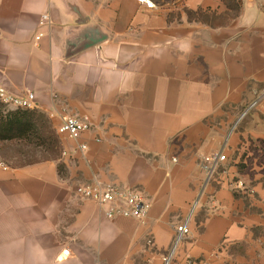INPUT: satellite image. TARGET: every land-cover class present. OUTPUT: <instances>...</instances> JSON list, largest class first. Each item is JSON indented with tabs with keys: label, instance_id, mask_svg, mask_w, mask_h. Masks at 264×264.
Here are the masks:
<instances>
[{
	"label": "crops",
	"instance_id": "1",
	"mask_svg": "<svg viewBox=\"0 0 264 264\" xmlns=\"http://www.w3.org/2000/svg\"><path fill=\"white\" fill-rule=\"evenodd\" d=\"M154 1L0 0V84L56 133L65 114L92 125L57 133L58 158L0 165V264H161L196 200L172 264H264V0ZM95 177L138 191L146 219L76 193Z\"/></svg>",
	"mask_w": 264,
	"mask_h": 264
},
{
	"label": "built area",
	"instance_id": "2",
	"mask_svg": "<svg viewBox=\"0 0 264 264\" xmlns=\"http://www.w3.org/2000/svg\"><path fill=\"white\" fill-rule=\"evenodd\" d=\"M146 5L147 8H155L154 0H137ZM49 22L48 14L42 15L41 23ZM43 33L38 35L41 37ZM261 95L241 114L244 117L259 101ZM0 105L9 109H37L36 95L33 91H25L15 93L6 86L0 84ZM91 122L87 116H76L65 114L61 116V121L57 126V133L61 136L79 141L82 134L91 129ZM99 141V139H97ZM78 147L81 151H86L88 145L79 142ZM228 161V156L225 152H213L205 155L203 159V167L207 175V181L215 178L216 173ZM2 163L0 162V165ZM76 193L80 196L91 199L99 207L105 210V215L108 219H114L117 216L136 218L139 220L146 219L150 203L144 201L142 195L138 191H133L123 188L115 183H106L95 177L90 182L78 183ZM199 200L193 202L189 213L176 225L175 236L169 250L161 256V264H172L180 245L190 235V223L194 215L195 209ZM152 241L149 240V243ZM71 251L68 247L63 249V256L69 257ZM191 262V261H189Z\"/></svg>",
	"mask_w": 264,
	"mask_h": 264
},
{
	"label": "rangeland",
	"instance_id": "3",
	"mask_svg": "<svg viewBox=\"0 0 264 264\" xmlns=\"http://www.w3.org/2000/svg\"><path fill=\"white\" fill-rule=\"evenodd\" d=\"M16 111L0 105V162L19 166L47 158H58L62 149L59 136L44 114H29L24 122V131L9 130L5 119ZM243 113V112H242ZM247 115V114H246Z\"/></svg>",
	"mask_w": 264,
	"mask_h": 264
},
{
	"label": "trees",
	"instance_id": "4",
	"mask_svg": "<svg viewBox=\"0 0 264 264\" xmlns=\"http://www.w3.org/2000/svg\"><path fill=\"white\" fill-rule=\"evenodd\" d=\"M230 1L231 3L229 5L233 10L239 9V5L235 2V0H230ZM14 111H16L14 115H11V117H7L4 121L5 122L4 124H5V127L9 126L10 131L19 130L18 131L19 133H22L25 130L23 125H24L25 120L28 118V115L35 114L36 112H40L36 109H29V110L14 109ZM261 148L263 149V152H264V143H261ZM258 155H260V159H259L260 161L261 159L264 160V153H259ZM251 162H252V159H249V161L246 164H244L246 169L251 170L252 168ZM235 193H237V191H235Z\"/></svg>",
	"mask_w": 264,
	"mask_h": 264
}]
</instances>
